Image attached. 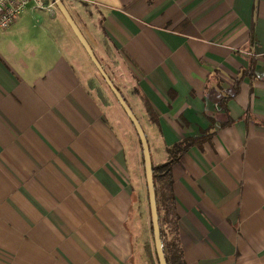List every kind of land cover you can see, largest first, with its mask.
<instances>
[{"label": "crops", "instance_id": "crops-1", "mask_svg": "<svg viewBox=\"0 0 264 264\" xmlns=\"http://www.w3.org/2000/svg\"><path fill=\"white\" fill-rule=\"evenodd\" d=\"M61 1L150 161L198 139L170 167L185 264H264V0ZM98 76L57 10L0 30V264H141L126 127L140 147Z\"/></svg>", "mask_w": 264, "mask_h": 264}, {"label": "rangeland", "instance_id": "rangeland-1", "mask_svg": "<svg viewBox=\"0 0 264 264\" xmlns=\"http://www.w3.org/2000/svg\"><path fill=\"white\" fill-rule=\"evenodd\" d=\"M55 11L56 9L53 11V14L55 13ZM53 14L51 16H53ZM28 25L31 26L30 23ZM28 25H26V27L29 30ZM29 31L31 33L35 32V30L33 29ZM29 31L26 32L24 37L19 38V43H18L20 44L19 46L23 45L27 40H30L31 34ZM13 40L14 38H12L9 42H13ZM97 84L103 90L105 95L110 97V103H112L111 107H116L114 103L115 99L109 92L106 85H104L103 81L100 80V77L98 78ZM110 114H111V118H114L115 120L117 119V116H115L113 112H110ZM118 124L119 123H115L116 125L115 129L120 130V128H117L119 127ZM126 128L123 130V133H124L123 139L126 144L125 145L126 147L125 158L127 161V164L125 167L126 170H125V175H124V179H125L124 181H125L127 191H129L128 193H130L129 196H131L132 198L131 210L134 209L135 211L134 212V222L136 223L135 234L138 236L134 242L135 244H137L139 248H142V246L147 245L154 259L153 241H152V235H151L150 225H149V213H148L146 189H145V182H144V175H143V167H142L141 158H140V149L138 148L136 138L134 136H131V132H129V128L128 130H126ZM152 146L153 145L151 144V147ZM162 160H163L162 155H158L157 158L153 156L151 164L152 166H157V164L160 163ZM160 202L161 201L159 197L158 204H156L157 210L159 211L158 223H159V228L162 234V242L166 243V242H170L171 239H173L174 234L171 233L170 228H168L167 225L163 221L164 213H163ZM141 253H143V256L141 255V264H149L147 260V254H146L145 247H143V252Z\"/></svg>", "mask_w": 264, "mask_h": 264}, {"label": "water", "instance_id": "water-1", "mask_svg": "<svg viewBox=\"0 0 264 264\" xmlns=\"http://www.w3.org/2000/svg\"><path fill=\"white\" fill-rule=\"evenodd\" d=\"M50 1L53 3L55 9L58 11V13L61 15V17L63 18V20L69 27L70 31L76 38L79 45L82 47L86 56L88 57V59L90 60L94 68L96 69L97 73L103 80L104 84L108 88L109 92L115 99L118 106L123 111L125 117L128 119L129 123L131 124L135 132V135L139 143L140 152H141L143 175H144L145 189H146V195H147L149 223L151 227L154 254L156 257L157 264H166L164 257H163L162 243H161L160 235H159L156 199L154 195V187H153V180H152L151 161H150L148 146H147L144 133L137 119L133 115L132 111L129 109V107L127 106L123 98L121 97L120 93L114 87L109 77L100 67L98 61L95 59L88 43L86 42L85 38L82 36L78 27L76 26V24L70 17L69 13L65 9L62 1L61 0H50Z\"/></svg>", "mask_w": 264, "mask_h": 264}, {"label": "trees", "instance_id": "trees-1", "mask_svg": "<svg viewBox=\"0 0 264 264\" xmlns=\"http://www.w3.org/2000/svg\"><path fill=\"white\" fill-rule=\"evenodd\" d=\"M263 80H264V76H263ZM123 100L125 101L124 98ZM144 100L145 99L143 98L142 103L144 105L145 112L147 116L149 117V119L151 120L153 118V113L151 112L150 108L146 104V101ZM197 141L198 139H185L183 141H180L177 144L169 148H166L165 151L168 155V158L164 163L158 164L157 166H152L151 164L152 180H153L156 204H158V200L160 197V201H161L160 203H161L162 210L164 213L163 221L167 225V227L170 228L171 233L174 234V237L173 239H171L170 242L164 243L162 242V234L159 228V235H160V240L162 243L163 257H164L166 264H185L183 257H182L181 243L179 240V234H178V228H177L178 216L176 213L175 199L172 193L170 167L172 166V164L178 161L179 157L182 155L183 152H185L190 146L195 145ZM158 215H159V211L157 210V217ZM158 226H159V223H158ZM150 231H151V227H150ZM143 247H145V250H146L148 263L157 264L155 254H154V259H153L152 254L150 253L149 247L147 245ZM143 247H142V250H143Z\"/></svg>", "mask_w": 264, "mask_h": 264}, {"label": "built area", "instance_id": "built-area-1", "mask_svg": "<svg viewBox=\"0 0 264 264\" xmlns=\"http://www.w3.org/2000/svg\"><path fill=\"white\" fill-rule=\"evenodd\" d=\"M27 6L52 15L55 10L50 0H0V30L8 29Z\"/></svg>", "mask_w": 264, "mask_h": 264}]
</instances>
